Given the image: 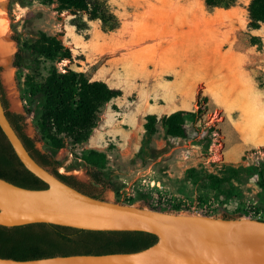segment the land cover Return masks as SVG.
<instances>
[{
  "label": "rangeland",
  "instance_id": "rangeland-1",
  "mask_svg": "<svg viewBox=\"0 0 264 264\" xmlns=\"http://www.w3.org/2000/svg\"><path fill=\"white\" fill-rule=\"evenodd\" d=\"M99 1L117 19L114 30H109L110 24L89 20L83 13L58 12L56 3L6 1L8 37L4 43L6 49L0 50V94L6 112L22 118V133L33 141L38 151L53 154L61 162L58 173L73 177L102 200L163 212L264 221V147L247 151L237 162L224 160L220 124L225 116L203 95L202 83L195 85L194 100L183 105L191 108L186 111H202L199 118L186 123L187 137L163 138L160 124H157V133L144 158H138L136 154L145 117L154 115L149 113L153 100L148 94L141 95L132 90L125 97L121 95L100 108L96 127L86 143L59 151L50 147L39 131L43 101L33 100L30 96L25 83L29 72L14 66L15 54L21 44L36 31L58 38L71 51V61L55 65L59 71L67 68L83 73L91 81L105 80L102 82L113 89L119 88L118 75L109 74L114 62L126 51L149 48L153 44L154 37L145 27L165 22L173 38H178L186 29L182 24L184 13L198 6L197 3L207 12L233 8L237 13V30L233 38L258 48L261 45L260 38L249 35V0H235L229 8H208L203 0ZM209 28L217 32L225 29L223 24H211ZM120 42L128 47L118 48ZM5 51L11 57L14 55L11 65L2 61ZM198 65L178 68L188 84H196L198 79L207 77ZM50 66L49 62L43 65L41 76H47ZM152 69V63L145 65L146 71ZM166 79L172 80L173 76ZM143 81L138 78L137 84H143ZM258 81L264 87V79L259 77ZM90 150L105 156L102 168L84 162L83 156ZM91 173L100 179V183L93 181ZM215 178L223 181L216 184ZM175 208L180 211H174Z\"/></svg>",
  "mask_w": 264,
  "mask_h": 264
},
{
  "label": "trees",
  "instance_id": "trees-1",
  "mask_svg": "<svg viewBox=\"0 0 264 264\" xmlns=\"http://www.w3.org/2000/svg\"><path fill=\"white\" fill-rule=\"evenodd\" d=\"M41 1L44 4L56 3L58 12L83 13L89 20H100L104 25L110 24L109 30L117 28V19L99 0ZM203 1L208 8H229L235 2V0ZM247 12L248 26L251 29H258L264 24V0H249ZM71 60V51L62 41L42 31L32 34L15 54L14 66L29 72L25 83L29 87L30 96L33 100L43 101L39 131L55 151L86 143L96 127L100 108L122 95L120 90L110 88L102 81H91L83 73H76L67 68L59 71L55 66L62 61ZM46 62L51 66L47 76L43 77L41 72ZM201 113L202 111L198 109L196 112L175 111L161 118L147 115L136 156L144 158L150 149L152 139L157 133V124H160L163 138L184 139L187 137L186 123L195 121ZM6 117L30 156L38 164L49 168L67 185L92 198L100 199L73 177L57 172L61 162L53 154L41 153L35 148L33 141L22 133V118L19 115L6 112ZM83 160L87 165L98 169L105 164V156L94 150L88 151ZM91 178L96 184L100 183V179L94 173H91ZM0 179L26 189L47 188L45 183L24 168L1 130ZM215 181L218 184L223 180L215 178ZM174 211L180 209L175 208ZM156 241L154 235L144 232L85 231L50 224H31L13 228L0 226V258L34 260L78 254L132 253L146 249Z\"/></svg>",
  "mask_w": 264,
  "mask_h": 264
},
{
  "label": "water",
  "instance_id": "water-1",
  "mask_svg": "<svg viewBox=\"0 0 264 264\" xmlns=\"http://www.w3.org/2000/svg\"><path fill=\"white\" fill-rule=\"evenodd\" d=\"M5 8L6 3L4 12ZM4 55L2 61L11 65L14 55L6 51ZM0 130L24 168L47 185L26 189L0 179V226L50 224L85 231L144 232L157 239L132 253L0 258V264H264V221L163 212L92 198L30 156L6 117L1 94Z\"/></svg>",
  "mask_w": 264,
  "mask_h": 264
},
{
  "label": "crops",
  "instance_id": "crops-1",
  "mask_svg": "<svg viewBox=\"0 0 264 264\" xmlns=\"http://www.w3.org/2000/svg\"><path fill=\"white\" fill-rule=\"evenodd\" d=\"M197 5L184 13L186 29L178 38H173L165 22L145 27L154 37L151 47L126 51L109 74L118 75L123 97L130 90L148 94L153 100L149 113L158 117L191 109L183 105L194 100L195 85L202 83L203 95L225 116L220 124L224 160L237 162L247 151L264 147V87L258 81L264 79V24L249 31L251 37L260 38V48L247 41L239 43L233 38L237 30L233 8L207 12ZM211 24H223L225 29L217 32L209 28ZM124 46L128 47L117 44ZM147 63H152L151 71L145 70ZM195 63L207 77L188 84L178 68ZM138 78L143 84H137Z\"/></svg>",
  "mask_w": 264,
  "mask_h": 264
},
{
  "label": "bare ground",
  "instance_id": "bare-ground-1",
  "mask_svg": "<svg viewBox=\"0 0 264 264\" xmlns=\"http://www.w3.org/2000/svg\"><path fill=\"white\" fill-rule=\"evenodd\" d=\"M6 1L7 0H0V50L1 51H4L6 49V45L4 44L6 40H5L4 36H6V37L8 36L7 28H6V26H7V17L5 15V12L2 10V8L5 6ZM1 5H2V7H1ZM4 54H5V52H4Z\"/></svg>",
  "mask_w": 264,
  "mask_h": 264
}]
</instances>
